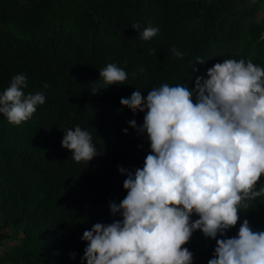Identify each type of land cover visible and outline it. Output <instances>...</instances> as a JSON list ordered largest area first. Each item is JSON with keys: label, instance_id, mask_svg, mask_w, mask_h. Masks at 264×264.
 <instances>
[{"label": "trees", "instance_id": "trees-1", "mask_svg": "<svg viewBox=\"0 0 264 264\" xmlns=\"http://www.w3.org/2000/svg\"><path fill=\"white\" fill-rule=\"evenodd\" d=\"M135 23L158 34L143 40ZM197 57L204 62L194 65ZM242 58L264 67V0H0V93L24 74L25 94L46 97L19 126L0 114V247L14 243L0 264H82L83 232L123 219L109 207L127 196V171L118 168L134 174L151 153L147 133L138 131L147 110L133 113L121 98L135 91L146 98L164 83L191 90L214 64ZM109 63L128 73L125 83L104 84L100 69ZM76 125L97 149L87 163L61 144L62 129ZM247 203L223 236L192 233L182 246L192 264H208L216 240L237 236L245 219L264 231V197Z\"/></svg>", "mask_w": 264, "mask_h": 264}, {"label": "clouds", "instance_id": "clouds-1", "mask_svg": "<svg viewBox=\"0 0 264 264\" xmlns=\"http://www.w3.org/2000/svg\"><path fill=\"white\" fill-rule=\"evenodd\" d=\"M132 27L143 40L159 31L151 26L141 31L138 23ZM170 51L184 55L175 47ZM203 62L197 57L194 65ZM194 65L192 72L198 71ZM100 78L106 86L123 84L128 73L109 63ZM26 87V76L16 74L0 93V114L15 126L46 101L42 92L25 94ZM120 103L133 113L147 110L138 131L147 133L151 153L134 174L118 168L127 171V196L109 207L123 219L95 223L83 232L81 239L88 243L82 264H192L193 253L182 246L195 230L210 238L223 236L248 201L264 197V185L257 190L264 176V67L251 59H225L208 68L206 77L197 76L194 89L164 83L146 98L135 91ZM128 123L137 127L135 119ZM62 130V147L75 162L97 155L88 130L79 125ZM193 213L199 216L194 221ZM208 264H264V231H253L245 219L237 236L216 240Z\"/></svg>", "mask_w": 264, "mask_h": 264}, {"label": "rangeland", "instance_id": "rangeland-1", "mask_svg": "<svg viewBox=\"0 0 264 264\" xmlns=\"http://www.w3.org/2000/svg\"><path fill=\"white\" fill-rule=\"evenodd\" d=\"M257 0H251V2H255ZM261 15L263 16V13L261 12ZM0 216H1V210H0ZM2 231V230H1ZM14 243L12 242H9V241H6L4 246L3 247H0V254H2L3 256L4 255H7L6 251L5 250H8L10 249L12 246H13Z\"/></svg>", "mask_w": 264, "mask_h": 264}]
</instances>
